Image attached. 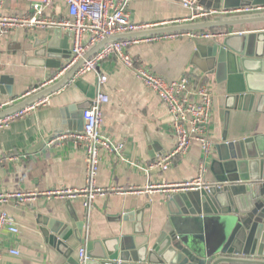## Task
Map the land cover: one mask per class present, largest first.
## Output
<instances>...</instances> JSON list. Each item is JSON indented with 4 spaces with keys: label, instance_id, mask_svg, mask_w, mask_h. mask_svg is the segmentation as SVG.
I'll return each mask as SVG.
<instances>
[{
    "label": "crops",
    "instance_id": "0c3cea01",
    "mask_svg": "<svg viewBox=\"0 0 264 264\" xmlns=\"http://www.w3.org/2000/svg\"><path fill=\"white\" fill-rule=\"evenodd\" d=\"M129 10L134 22L152 24L154 27L179 23L189 14V10L176 0H132ZM45 14L65 16L67 9L63 1L56 0L46 9ZM30 15L31 5L25 0H7L0 10V19ZM53 29L20 24L7 31L0 28V76L7 74L12 77L13 90L12 97L0 93V103L5 105L0 111L57 84L81 60L78 59L68 67L65 61L59 70L27 63L26 54L31 56L33 51L31 41L47 36ZM63 35H69V31L63 29ZM215 38L198 39L184 35L139 42L129 49L139 63L166 80H175L188 73L196 83L209 82L214 94L210 124V139L214 145L222 141L225 133L229 139H236L264 131V122L259 120L256 113L235 110L228 112L226 83L218 82L215 75L205 74L192 63L197 47L212 44ZM20 43L21 49L17 47ZM63 68L65 69L62 70ZM97 69L74 80L75 73L62 88L47 95L48 104L30 110L26 115L13 120L7 128L0 130V189L37 193L28 202H9L3 206L20 227V233L16 236L3 234L5 246L15 245L20 250L18 257L8 256L5 259L7 264L66 262L58 251L46 243L38 216L68 220L67 200L48 198L41 192L56 187H82L85 184V152L73 147L70 142H52V139L58 133L72 130L69 128V120L74 121L73 127L79 126L81 117L73 119L70 115L73 109L70 107L86 103L89 95L97 92L99 72L108 76L101 90L110 97V101L103 107V131L113 140L124 143V150L121 157L103 155L97 183L102 187L126 189L127 192H113L105 197H97L89 215L81 200L72 201L80 217L87 221L83 243H79L74 237L68 242L75 249V257L78 258L79 249L86 247L87 241L133 234L136 221H125L123 216L128 211L147 204L149 207L144 211L142 227L145 232H159L170 217L165 202L174 193L162 190L160 186L192 179L199 172L202 157L199 142H195L188 154L167 171L147 173L137 166H147L174 148L177 137L172 129L168 107L154 90L147 87L121 62L111 59L101 63ZM75 110L80 112L78 108ZM215 155L213 149L205 176L207 182H215L210 170Z\"/></svg>",
    "mask_w": 264,
    "mask_h": 264
},
{
    "label": "water",
    "instance_id": "95a60500",
    "mask_svg": "<svg viewBox=\"0 0 264 264\" xmlns=\"http://www.w3.org/2000/svg\"><path fill=\"white\" fill-rule=\"evenodd\" d=\"M202 2L215 8L264 5V0ZM211 29H222L224 35L212 44L199 45L192 63L226 83L228 112H254L264 122V12L214 16L107 36L57 84L0 111V118L62 88L87 59L112 41ZM69 38L62 28H54L47 36L33 39L27 63L59 70L71 58ZM17 47L21 49L22 43ZM97 92L90 94L86 103L70 107L71 117L82 120L78 127L69 120L70 129H83L84 110L93 105ZM0 93L13 96L12 77L7 74L0 76ZM214 150L210 170L215 182L169 195L165 205L170 217L159 232H145L142 227L149 204L130 210L123 219L136 221L133 234L87 241L86 264H264V131L236 139L225 133ZM66 208L69 219L65 221L39 215L41 232L46 243L66 259L64 264H79L68 242L74 237L83 243L87 221L74 209L72 200H67Z\"/></svg>",
    "mask_w": 264,
    "mask_h": 264
},
{
    "label": "built area",
    "instance_id": "2783aa9c",
    "mask_svg": "<svg viewBox=\"0 0 264 264\" xmlns=\"http://www.w3.org/2000/svg\"><path fill=\"white\" fill-rule=\"evenodd\" d=\"M7 0H0V10ZM13 2L22 0H10ZM31 5L32 15L28 17H2L0 28L7 31L15 25L31 27L62 28L69 31L71 58L66 66L74 64L82 58L91 47L101 42L107 36L135 32L154 27L152 24H140L131 19L130 4L132 0H61L64 2L67 14L65 16L46 15V9L56 0H25ZM189 10L188 16L181 22L210 19L214 16L250 14L264 12V5H247L234 8H215L207 6L202 0H176ZM223 31L200 30L186 33H170L135 38H124L112 41L102 47L95 55L85 61L75 74L74 80L90 71H97L98 66L115 59L129 69L154 90L162 102L168 107L171 125L176 133L177 141L173 149L160 155L147 166H140L147 173L156 170L167 171L170 167L186 156L195 142L202 147V157L199 172L196 177L178 183L161 185L160 189L177 192L181 190L199 189L210 182L205 179L208 163L214 149L210 139V124L213 118L214 94L209 82H195L188 73L175 80H166L152 69L139 63L130 53L133 44L151 42L163 39L177 38L189 35L192 38L210 39L223 36ZM63 68L62 70H64ZM108 80L107 74L98 73V92L91 107L84 110V126L82 130H68L58 133L52 142H70L73 147L85 152L87 157V172L85 184L82 187H56L41 192L48 198L64 200H81L88 212L91 211L97 197L108 196L113 192L126 193V189L102 187L97 183L98 173L104 154L121 157L124 143L113 140L103 131L104 104L110 101L109 95L101 90ZM49 103L46 96L33 104L12 114L0 118V130L7 128L16 118L26 115L30 110ZM0 103V110L4 108ZM2 161H0L1 165ZM134 191V190H132ZM37 193L26 191H7L0 189V264H7L6 258L18 257V247L5 246L3 234L18 235L20 227L16 219L3 207L4 204H16L32 200ZM79 264H86V247L78 251Z\"/></svg>",
    "mask_w": 264,
    "mask_h": 264
},
{
    "label": "trees",
    "instance_id": "16d2710c",
    "mask_svg": "<svg viewBox=\"0 0 264 264\" xmlns=\"http://www.w3.org/2000/svg\"><path fill=\"white\" fill-rule=\"evenodd\" d=\"M210 31H222V29H211Z\"/></svg>",
    "mask_w": 264,
    "mask_h": 264
}]
</instances>
